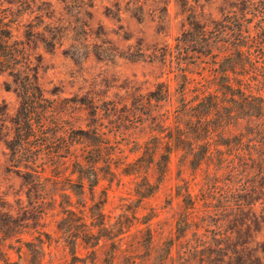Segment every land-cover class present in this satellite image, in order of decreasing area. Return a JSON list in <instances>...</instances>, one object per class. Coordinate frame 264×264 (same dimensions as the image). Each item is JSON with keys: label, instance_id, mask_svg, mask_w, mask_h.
I'll list each match as a JSON object with an SVG mask.
<instances>
[{"label": "rangeland", "instance_id": "obj_1", "mask_svg": "<svg viewBox=\"0 0 264 264\" xmlns=\"http://www.w3.org/2000/svg\"><path fill=\"white\" fill-rule=\"evenodd\" d=\"M194 17L212 28L225 27L228 47L216 43L212 36V48L204 52L208 55L195 52L201 48L183 41ZM240 31L262 38L264 48V0H0V44L7 34L9 48L16 54L0 72V264H109L113 246L119 248L118 237L104 238L93 262L89 247L82 243L72 246L73 237L60 222L65 215L58 207L47 208L42 215L31 209L27 186L20 176L22 168L8 148L21 101L20 78L24 77L38 84L46 99L45 130L75 140L76 152L85 149L80 143L84 132L98 127L107 134L108 144L96 169L100 177L96 197L108 190L104 212L111 229L125 226L123 230H127L119 235L123 239L118 264H159L167 255L169 240L172 247L166 264H218L207 263V257L212 252L225 253L227 246L237 247V252L227 253L219 264H264L261 75L252 81L258 108L253 120L262 124L260 128L215 134L212 158L198 167L185 147L179 146L170 157L160 188L141 202L135 187L142 177L126 173L127 163L140 156L144 143L158 132L152 116L169 107L149 102L148 92L164 82L170 87L172 106L180 105L183 74L194 79L186 85V99L195 98L198 87L194 83L213 89L221 81L220 63L229 62L221 50L231 52L236 44L248 50ZM250 51L258 68L255 72L260 74L264 52L254 46ZM13 66L19 76L10 71ZM229 74L234 83L246 77ZM53 147L64 154L63 147ZM248 150H252L250 158ZM73 170L71 162L60 169L50 163L46 180L57 178L59 183L55 187L48 182L43 196L53 193L59 199L61 186L72 194L73 201L79 199L68 189L70 183L77 182L78 173ZM142 174L151 182L158 178L152 164H145ZM70 179L73 182L69 183ZM89 180L92 176L86 180L88 204ZM186 185L196 198L194 211L187 208L190 197L184 193ZM230 185L259 188L249 205L248 224L239 230L223 213L210 208L216 198L229 196ZM186 210L193 211V221L180 236L177 221ZM91 221L87 216L86 223ZM148 225L154 236L150 250L144 246L133 249L131 243L143 241ZM79 230L83 229L75 232ZM223 243L226 246L218 245ZM243 245L244 251L240 249Z\"/></svg>", "mask_w": 264, "mask_h": 264}, {"label": "trees", "instance_id": "obj_2", "mask_svg": "<svg viewBox=\"0 0 264 264\" xmlns=\"http://www.w3.org/2000/svg\"><path fill=\"white\" fill-rule=\"evenodd\" d=\"M188 23L189 29L184 33L185 38L183 41L193 43L201 48L199 51H195L199 55H208L204 52L212 48V36L216 43L228 47L225 40L228 32L225 27L216 26L212 28L204 22H199L195 17L189 20ZM240 32L243 39H245L248 50L242 49L244 47L242 44H236L231 52L221 50L222 57H225L229 62L223 60L220 63L218 72L221 81L217 83L218 86L214 85V88L211 89L210 85L194 83L193 85L198 87L196 96L193 99H186V85L193 83L194 79H190L186 74H183L185 87L181 90V103L176 106H172L170 101L171 92L168 84L161 82L157 84L154 90L148 92L147 100L149 102L155 100L159 105L167 104L169 107L165 108L163 112L152 116L156 121L157 134L144 143L142 154L133 162L127 163L126 166V173L137 174V176L142 177L135 187V194L138 196L139 202L152 196L160 188L169 170L170 157L179 146L185 147L187 154L195 160L194 167H198L202 162L212 158L216 149H213L215 134L224 135L234 129H247V127L254 130L260 128L262 124L264 127V122L258 124L257 121L253 120L256 117L254 113L257 112L258 108L256 104L257 96L253 92L254 85L252 82L256 76L261 75V77H264V71L260 74L255 72L258 68L254 65L253 53L250 51L254 46L259 51L264 52L263 39H256L250 32L247 35H243L242 31ZM7 38V34L1 37L0 72L9 67L10 61L14 60L16 55L9 48ZM226 49L228 48L224 50ZM14 67L10 71L19 76ZM229 73H232L234 77L246 76L247 78L235 80L234 83L231 81ZM20 80L22 83L21 101L14 115L15 129L13 138L8 143V148L11 150L15 162L18 163L17 166L22 168L20 176L27 186L26 197L31 209L33 212L42 215L45 213V209L58 207L59 212L65 215L60 222L63 223V227H67V231H70V235L73 237L70 240L72 246L75 247L77 243H82L89 247L90 252L94 254L93 262L97 260V254L101 248L100 242L104 238L114 239L118 237L119 248L112 244L113 251L109 255V264H118L116 260L119 253L122 252L120 249L123 239V236L119 235L127 230H123L125 226H118L115 230L111 229L112 225L104 212L108 190H102L100 195L96 197V187L100 181L96 169L108 144L107 134L98 127L89 132H84L83 140L80 143L83 144L82 146L85 149H81L80 153L76 152L75 140L45 130L44 116L47 107L40 86L33 83L29 78L24 77ZM260 113L259 110L258 114ZM242 115L244 116L241 117ZM251 130L248 133H252ZM240 133H242V130H240ZM55 145L63 147L64 154H58L59 150H55L53 147ZM251 153L252 150H248L249 158L252 157ZM223 157L225 156H221L220 159ZM242 161H245V159L242 158ZM68 162H71L74 166L75 170L73 172L78 173L76 184L70 183L71 179L68 180L70 183L68 189L73 194L78 195L79 199L73 201L72 194L66 192V188H61V186L59 188L61 191L58 196L59 199L53 193H49L46 197L43 196L47 191L48 182L55 187H58L59 183L57 178L46 180L47 167L51 163L54 169H60ZM147 163L156 166L158 178L154 182H151L147 175L142 174ZM91 176L92 180H89L88 183L90 193V204H88L85 197V187L86 180L90 179ZM253 189L250 185L245 187L230 185L227 190L229 196L224 195L216 198L215 202L210 204V208L217 213H223L226 221L232 223L234 229L239 230L241 226H247L248 224V211L251 208L249 205L251 200L255 199L252 196L258 192L259 188L253 186ZM184 193L190 197L187 208L194 211L196 198L193 197L189 185H186ZM238 194L239 196H234ZM177 195H180V191H177ZM192 198L195 199L192 200ZM231 199L234 200V203ZM46 202H48V207ZM76 209H78L80 216L77 215ZM193 211L186 210L178 219L177 229L182 233L180 236L183 235L188 225L193 221ZM87 216L92 219L89 225L86 223ZM79 228L83 230L75 232ZM142 237L143 241H133L130 246L133 249L144 246L150 250L154 236L149 225ZM167 243L169 244L167 255L165 253L166 256L159 264H166V261L169 260L172 240ZM218 245L226 246V243ZM237 249V247L227 246L225 253L216 254L212 252L213 254L208 255L206 262L222 263L223 256L229 252L230 254H236ZM240 249L244 251L245 246L243 245Z\"/></svg>", "mask_w": 264, "mask_h": 264}]
</instances>
